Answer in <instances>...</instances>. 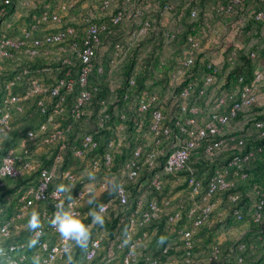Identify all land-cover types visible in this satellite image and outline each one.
I'll return each instance as SVG.
<instances>
[{"label":"built area","instance_id":"obj_1","mask_svg":"<svg viewBox=\"0 0 264 264\" xmlns=\"http://www.w3.org/2000/svg\"><path fill=\"white\" fill-rule=\"evenodd\" d=\"M78 2L0 0V186L11 179L25 177L24 183L20 182L17 187L14 213L1 217L3 208L0 207V264H33L37 257L41 264H57L72 254L75 245L60 237L48 223L61 201L66 206L67 195L57 194L53 183L58 177L69 183L78 181L72 195L76 210L81 213L84 199L95 188L60 165L69 132L75 122L89 115V107L95 103V94L101 92L105 76L109 82L108 95L96 98L98 109L93 129L81 135L80 146L74 151V156L80 159L89 154L87 173L91 177L107 173L115 155L125 147L115 134L106 141L102 155L95 153L98 148L95 133L113 122L116 132L137 136L116 182L119 188L114 198L119 206L130 205L126 183L136 181L143 168L160 166L146 185L156 192L164 188V180L173 182L185 172L190 196L199 197L202 202L200 212L197 214L192 199L183 213L186 202L179 199L164 221L175 226L186 254L192 252L196 230L217 210L222 224L232 220L239 226L240 235L227 248L212 246L206 262L213 264L224 259L233 264H264V183H254L246 189L248 207L237 191L250 178L253 163L264 160V38L249 45L247 52L241 45L234 47L222 60L232 69L241 62L238 51L243 50L253 62L250 79L237 73L226 82L217 80L221 65L211 59L205 60V73L200 78L196 76L192 66L201 54L203 42L189 34L183 58L170 71L166 86L139 87L131 72L123 75L124 82L115 88L109 80L110 71H105V60L99 59L98 52L104 42L114 39V57L122 58L124 46L115 38L125 21L140 19L129 47H134L153 30L151 21L143 18V0H98L97 10L78 9ZM21 9L25 10V16L17 24L12 14ZM162 9L171 11L170 2H164ZM217 13L235 16V25L244 30L249 19L252 20L247 34L256 30L257 23L264 26V0H223L218 4ZM189 16L197 17L196 8L190 9ZM163 36L170 41L177 34L166 28ZM35 60L39 62L33 64ZM29 103L36 106L41 119L13 141L14 116L23 113ZM4 137L8 139L6 144ZM47 146H54L56 150L53 160L44 164L47 155L41 160L37 153L45 151ZM193 158L215 163L203 191L202 181L188 167ZM33 174H36L34 179ZM97 187L106 191L108 185L100 181ZM101 204L108 210V203ZM37 205L43 228L38 230L39 235L29 230L26 240L18 239L23 220L29 218ZM168 206V201L160 204L154 199L146 203L139 200L133 206L128 232L113 241L114 248L124 251L125 264L136 260L135 250L147 239V232L133 231L137 221L151 224L161 218L163 207ZM183 217L189 225L176 228ZM37 238L39 242L31 247L30 242ZM101 249V239L91 238L84 250V260H94ZM163 251L167 252L168 247ZM147 259L149 264H158L157 258Z\"/></svg>","mask_w":264,"mask_h":264},{"label":"rangeland","instance_id":"obj_2","mask_svg":"<svg viewBox=\"0 0 264 264\" xmlns=\"http://www.w3.org/2000/svg\"><path fill=\"white\" fill-rule=\"evenodd\" d=\"M78 9L84 7H93L97 10L98 0H78ZM163 1L167 0H143L141 2V8L143 10V18H148L153 24V30L146 36L140 38L135 46H141L142 52L140 58H138L137 66L142 61L147 64L140 67L138 73L141 72L140 80L145 84H152L156 87L163 88L166 86L168 70L171 65H176L184 55V37L188 32H193L197 38L202 41L201 46V58L202 61L211 59L215 63L221 65V76L217 77V80L226 82L229 79L230 69L226 62H223L226 57L231 53L232 48L239 45L243 46V50L247 52L249 45L254 44L259 39L264 38V26L260 31H252L247 34L242 26L238 27L233 20H226L222 18L215 10V3L218 0H196V3L202 12L197 21H191L187 19H181L177 10L178 7L187 6L182 0H168L172 9L171 11H163L161 5ZM25 10H16L13 12L12 17L16 23L24 18ZM74 17V16H72ZM196 17L194 20H196ZM140 22L137 21H125L122 25L120 34L115 38L124 46L122 49V58L116 59L113 54V40L104 42L101 46L98 57L100 60H106L109 67V80L112 87H118L119 84L124 82L123 76L125 69L128 67V61L134 56L133 47H129L130 42L133 41L132 34L135 26ZM166 28L173 30L177 36L176 39L168 41L163 36V32ZM166 63L163 66H158V62ZM201 61V62H202ZM140 62V63H139ZM157 65V66H156ZM126 66V67H124ZM158 67V68H157ZM164 67L166 69H164ZM235 126H232L234 128ZM116 138L120 139L125 147L122 148V152H129L133 145L137 142V136L134 134H126L125 132L115 131ZM78 135V133L76 134ZM13 141L16 139L12 134ZM8 139L3 138V143H6ZM47 158L50 155L47 154ZM121 160L118 158L113 162L119 163ZM87 162L85 164H79L78 159L68 160L66 165L67 170L73 172L78 178H84L86 183H91L94 186L93 194L96 196V202L98 204L99 199H102L105 203H108L109 211L106 214V222L104 226L94 225L91 230V238H100L102 243V249L99 255L92 261L84 260V250L78 247H74L72 254L66 257L62 262L57 264H107L110 258V264H125L123 261L124 251L117 250L113 246V241L116 237L123 238L128 232V217L131 214L133 208L127 209L128 206H119L114 198V192L109 190L103 194V192L97 187L98 182L105 181L110 187V184L121 176V167L116 164L114 169H110L107 173L96 175L90 178V174L87 173ZM215 163L208 164L204 169V174H209L212 171L211 167H214ZM190 168V167H189ZM75 171H72V170ZM186 173L183 172L179 175L178 179L173 182H167L165 187L160 192H154V190L146 188L149 183L148 178H141L136 190L130 189L129 198L131 202H137L142 200L148 202L149 200H156L162 204L164 201L169 202L168 207H163L161 218L151 224H140L137 221L133 231L135 233L147 232V239L136 250V260L130 261L126 264H149L148 257L157 258L158 264H210L206 262L209 257L210 248L215 245L220 247L230 246L240 235V228L232 220H226L222 224L223 220L219 219L217 210L213 211L209 219L196 230L195 242L192 252L187 255L182 247L179 236L177 235L175 226H170L165 223L164 218L169 211L178 204V200L182 199L185 203L186 209L189 208L191 200L195 201L197 206V214L200 212L202 202L199 197L192 198L185 185ZM60 177L56 181H61ZM24 183V182H23ZM131 182H127L129 185ZM18 183H10L0 191V207L5 208L9 206V203L14 201L17 196ZM107 188V189H108ZM73 194L67 193V195ZM89 195L84 199L83 209L81 214H87L90 209L95 208V205H88L87 200L93 195ZM100 202V201H99ZM144 206L141 207L143 209ZM16 207L14 205L13 213ZM35 211L34 209L31 212ZM28 220V219H27ZM27 220L22 223V227L17 233V238L26 240L28 236ZM90 222V221H87ZM188 220L183 217L182 221L177 224L176 228L187 226ZM168 247V251L164 252L163 248ZM222 254L220 257H223ZM230 257V255H227ZM225 256V257H227ZM213 264H233L231 260L225 261L224 259L216 260Z\"/></svg>","mask_w":264,"mask_h":264},{"label":"trees","instance_id":"obj_3","mask_svg":"<svg viewBox=\"0 0 264 264\" xmlns=\"http://www.w3.org/2000/svg\"><path fill=\"white\" fill-rule=\"evenodd\" d=\"M182 1H183V3H186L187 6H184V7H181V8L180 7L177 8L179 14H180V12H183V14H182V16L180 18L183 19V20L187 19V20H191V21H197L199 19L200 15H202V12H200V9H199V7H198V5L196 3V0H182ZM221 1H223V0H218L215 3L216 12H217L218 4ZM164 2H168V0L162 2L161 9L163 7V3ZM78 4H80V1L77 3V6H78ZM191 8H196V10H197V17L198 18L196 20L191 19L190 16H189V11H190ZM220 16H222V18H225L226 20H233V18L235 17L233 15L232 16L220 15ZM251 22H252V20L249 19L248 24H246V27H245L246 30L250 29ZM64 24H66V23H64ZM261 28H262V23H257V28H256V30H253V31H258L259 32ZM246 30H245V32H246ZM189 34L196 36L193 32H188L185 35V37H184L183 45H185L186 37ZM202 41H204V40H202ZM132 50L134 51V54H133L134 57L131 60L128 61V67L125 69V72L123 74H124V76H127V74L133 72L135 77H136V82H137L138 86L139 87H144L147 84H145L144 82H142L140 80L141 72L138 73L140 71L138 69L140 67L142 68V66L146 65L147 63L145 61H142L141 63L139 62L140 64H138L136 66L135 63H138V61H136V60H138V58H140V55H141L140 53L142 52V49H141V46H134L132 48ZM238 55H239V57L241 59V62L238 65H236L234 68H232V72H230V76L229 77L230 78L234 77V75H236L237 73H243V74H245L246 79H250L251 73H252V69H253V62L249 58L248 54H246L243 50H239L238 51ZM201 56L202 55H199L197 57V60L195 61V63L192 66V70H194V74H196V76H198L199 78L206 71L205 60L202 61ZM180 61L174 66L171 65V68L168 70V75H167L168 79L166 81V84L168 83V80L170 78L169 77L170 71L175 66H178ZM37 62H39V60H37V61L35 60L33 62V64H35ZM104 64H105V71H108V69H109L108 65L109 64H108V62L106 60L104 61ZM165 64L166 63L161 64V61L158 62V66H163ZM124 67H126V66H124ZM164 69H166V68L164 67ZM57 74L60 75V72H57ZM108 92H109V82H108V80H107V78L105 76V80L101 84V92L95 94V100H94L95 103H94L93 106L89 107V115H87L86 117H84L80 121L75 122L73 127H72V129H71V131L68 134V143H67L66 153H65V156H64V160H63V162L60 165L63 169L67 170L66 165L68 164V160L77 158V157L74 156V151H75L76 148H78L80 146L81 135L84 132H89V131H91L93 129V124L95 122L94 121V115H95V113H96V111L98 109V106H97V103H96V101H97L96 98L105 97V96L108 95ZM73 97H74V93L71 96H69L68 105L71 104V100H72ZM68 107H70V106H67V108ZM40 119H41V116L38 113V111L36 109V106H34V104L29 103V106H25V111L23 113H20V114H17L16 116H14V121H13L14 122V128H13L12 134L15 135V138H18L20 135L23 134V132L27 128L34 127L36 125V123ZM62 125L64 126V123ZM113 129H115V124L113 122H111L110 125L107 128H105L103 130H99L97 133H95V137L98 140V148L95 151L96 154L102 155L104 153L106 141L108 139H110V138L115 136V133H113ZM130 131H132V130H130ZM77 133H78V135H76ZM6 143H8V141ZM6 143H4V144H6ZM55 150H56V147L47 146V147H45V151L38 152L37 156H38V158L43 160L45 158V156L47 154H49L50 158L44 161V164H48L49 162H51L53 160V152ZM130 152H131V149H130V151L128 153L127 152L117 153L115 155L114 162L118 158L121 161L118 164L117 163L113 164V166L110 169H114L116 167V164L118 166L122 167L125 159L128 157ZM88 155L89 154H87L86 158H84V159L77 158L79 164H85V162L89 159ZM0 162H1V156H0ZM161 162H163V158H161ZM211 163H214V162L204 161L203 159L195 160L194 158L191 159L188 162V167H190V169L193 170L195 172L196 176L198 178H200V180L202 181V186H203L202 187V191L205 189L207 181H208V178H209L210 174L212 173L215 165H214V167H211L212 171L208 175L204 174L203 171L206 168V166L208 164H211ZM159 170H160V166H155L154 169L143 168L142 171H141L140 176L136 179V181H132L129 185H127L128 189H129V192H130V189H132V190H136L137 189V186H138L139 181L141 180V178H145V176L147 178H150L154 171H159ZM72 171H75V170H72ZM250 173H251L250 174V178L247 180V182L245 184L239 185L238 188H237V191H239L241 193L242 199L247 203V207L250 205V201L247 200L248 199V196H247L248 194H246V189L248 187L252 186L254 183L259 184V185H262L264 183V160L258 159L255 163H253V166L250 169ZM34 178H36V174H33V179ZM24 179H25V177H19L17 179H11V180L7 181L4 186H0V191H2V189L5 188L10 183H18L19 184L20 182H23ZM116 182H117V180L115 179L110 184V187L106 191L101 192L100 194H103V193H105V192H107L109 190L113 191V185L114 184L116 185ZM167 182L168 181L164 180V184L165 185H166ZM59 184H65L66 186H69L72 189V192H74L76 190V188L78 187V185H79L78 181L76 183L75 182L74 183H69L67 181L61 180V181H54L53 186H58ZM113 192H115V191H113ZM154 192H156V191H154ZM91 194H93V193H91ZM91 194H89V195H91ZM65 195H67V193H65ZM250 197L251 196H249V198ZM99 201H98V204H101L102 202H104V201H102V199H99ZM135 204H136V202H133V203L131 202L130 205L127 207V209L133 208V206H135ZM14 205H15L14 201L13 202L11 201L9 203V206L3 208V213L1 214V217H10L13 214ZM83 206L84 205L82 204L80 209H83ZM33 209L35 211H39L40 206L37 205ZM108 211H109V208H108L107 212ZM30 214H31V212H30ZM23 221H25V220H23ZM27 238H28V236L26 237V239ZM227 247H229V246H224L223 248H227Z\"/></svg>","mask_w":264,"mask_h":264},{"label":"clouds","instance_id":"obj_4","mask_svg":"<svg viewBox=\"0 0 264 264\" xmlns=\"http://www.w3.org/2000/svg\"><path fill=\"white\" fill-rule=\"evenodd\" d=\"M11 172V166H9ZM90 178L91 174H90ZM51 180V177H48ZM119 186L113 185V191H118ZM72 189L65 184H59L56 187L57 194L71 193ZM88 205H95V208L89 210L87 214H81L76 210V201L73 195L66 196L65 201H61L57 206L52 218L48 221L49 225L53 227L65 241L74 244L80 249H87L91 241V230L94 225L104 226L106 222L107 208L102 204H97L96 196L93 194L87 200ZM90 221V222H87ZM27 227L30 231L38 233V230L43 228V220L39 211L31 212ZM38 238L30 242L31 247H35L38 243ZM33 264H41L40 259L34 258Z\"/></svg>","mask_w":264,"mask_h":264}]
</instances>
